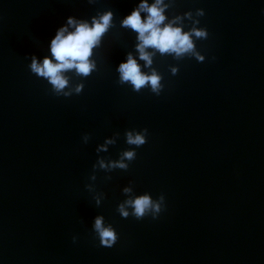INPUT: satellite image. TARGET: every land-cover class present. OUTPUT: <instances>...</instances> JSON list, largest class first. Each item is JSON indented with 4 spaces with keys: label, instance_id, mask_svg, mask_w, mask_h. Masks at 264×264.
<instances>
[{
    "label": "water",
    "instance_id": "1",
    "mask_svg": "<svg viewBox=\"0 0 264 264\" xmlns=\"http://www.w3.org/2000/svg\"><path fill=\"white\" fill-rule=\"evenodd\" d=\"M140 2L0 0V264H264V0H164L165 23L208 35L193 36L202 60L156 52L151 67L121 26ZM109 9L96 68L56 94L32 56L51 55L69 16ZM128 53L160 74L159 95L119 83ZM144 128V145L127 144ZM133 149L126 170L110 167ZM145 193L165 210L122 217ZM98 216L119 234L111 247Z\"/></svg>",
    "mask_w": 264,
    "mask_h": 264
},
{
    "label": "clouds",
    "instance_id": "2",
    "mask_svg": "<svg viewBox=\"0 0 264 264\" xmlns=\"http://www.w3.org/2000/svg\"><path fill=\"white\" fill-rule=\"evenodd\" d=\"M168 7L169 5L165 4L164 0H154L151 4H149V0H141L139 5L121 21L122 27L138 33L139 43L136 48L139 52V59L145 61V67H151L156 52L175 54L177 58L191 54L195 55L197 59H203L195 49L193 36L206 38L207 31L197 28L184 31L183 24L176 23L181 19L180 17H175L165 23L167 18L165 10ZM198 14L202 15L203 10H200ZM185 15L191 17V12ZM112 24L113 11L111 9L97 13L92 17L91 22L77 20L75 17L69 16L67 23L57 30L51 40V55L45 56L42 61L37 56H32L31 71L37 76L45 78L56 94L71 95L70 91H65L70 83V77L66 74L74 70L78 76L88 77L92 73L96 68V62L90 59L93 49L100 45L102 37ZM148 49L154 51L150 52ZM117 71L120 74L119 83H130L136 92L150 86L151 91L159 95L162 88L160 74L155 69L150 74L142 71L141 64L132 53H128L127 59L119 64ZM82 88L81 84L75 90L80 92ZM147 134V128H144L143 132L135 134L129 131L126 142L138 148L147 142ZM113 142V140L107 141V143ZM99 150H106V145H101ZM135 157V149L124 151L121 159L112 161L110 167L126 170L129 165L125 163V159L132 161ZM100 167L107 168L109 165L101 160ZM129 191V188L124 189L125 193ZM163 203L164 194L160 195L159 200L154 201L148 193H145L121 203L118 212L122 217L127 218L130 215L129 208H131V215L138 220L149 215L155 219L165 210L166 205L162 208ZM94 230L102 246L111 247L119 239L117 230L111 225L105 226L103 218L100 216L95 219Z\"/></svg>",
    "mask_w": 264,
    "mask_h": 264
}]
</instances>
